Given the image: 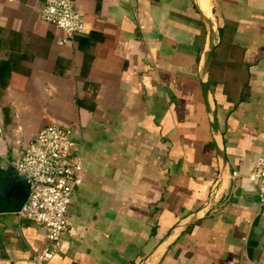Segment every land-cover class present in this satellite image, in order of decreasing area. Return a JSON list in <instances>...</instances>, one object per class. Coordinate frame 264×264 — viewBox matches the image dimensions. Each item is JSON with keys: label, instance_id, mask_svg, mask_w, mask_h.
I'll return each mask as SVG.
<instances>
[{"label": "crops", "instance_id": "0c3cea01", "mask_svg": "<svg viewBox=\"0 0 264 264\" xmlns=\"http://www.w3.org/2000/svg\"><path fill=\"white\" fill-rule=\"evenodd\" d=\"M46 1L0 0V165L52 124L84 161L46 264H264V0H75L73 37ZM50 248L0 213V264Z\"/></svg>", "mask_w": 264, "mask_h": 264}, {"label": "built area", "instance_id": "2783aa9c", "mask_svg": "<svg viewBox=\"0 0 264 264\" xmlns=\"http://www.w3.org/2000/svg\"><path fill=\"white\" fill-rule=\"evenodd\" d=\"M41 16L68 37L82 33L85 28V17L76 9L75 0H47ZM75 146L68 129L52 124L29 142L16 164L30 183L28 200L19 213L41 225L51 244L49 250L36 256V264H46L56 255L71 225L69 207L84 169V161ZM252 178L264 206V149Z\"/></svg>", "mask_w": 264, "mask_h": 264}, {"label": "water", "instance_id": "95a60500", "mask_svg": "<svg viewBox=\"0 0 264 264\" xmlns=\"http://www.w3.org/2000/svg\"><path fill=\"white\" fill-rule=\"evenodd\" d=\"M212 33L214 30L211 29ZM214 47L207 54L206 68L209 67ZM204 95L207 98L209 85L203 84ZM212 126L218 131L217 118L213 114ZM30 193V183L27 177L19 172L15 165L10 164L7 167L0 165V213H19L28 200ZM259 218L256 219L251 235L248 241V253L252 256L254 247L257 245L260 237L256 231Z\"/></svg>", "mask_w": 264, "mask_h": 264}]
</instances>
